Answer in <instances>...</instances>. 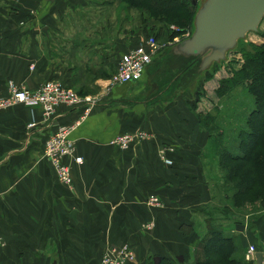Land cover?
Wrapping results in <instances>:
<instances>
[{
    "label": "crops",
    "instance_id": "1",
    "mask_svg": "<svg viewBox=\"0 0 264 264\" xmlns=\"http://www.w3.org/2000/svg\"><path fill=\"white\" fill-rule=\"evenodd\" d=\"M71 1L0 0V98L8 95L10 81L29 89L47 79L67 86L75 81L69 68L49 60L34 41L30 11H25ZM9 6L21 11L13 16ZM141 36L128 42L117 59ZM171 46L156 54L138 81L116 84L105 103L82 118L77 105L61 104L48 122L36 105L0 108V264H101L106 248L122 244L132 248L130 264H145L151 256L181 259L177 264L205 259L192 219L199 222L200 211L211 201L206 181L211 147L190 99L180 85L173 88L178 80L169 63ZM161 75L170 79L160 89ZM77 119L69 136L73 155H80L82 163L64 157L72 176L68 188L42 152L50 133ZM34 121V128L27 129ZM136 130L149 139L124 149L111 143L119 133ZM151 195L157 205L145 203ZM260 216L250 240L264 257Z\"/></svg>",
    "mask_w": 264,
    "mask_h": 264
},
{
    "label": "rangeland",
    "instance_id": "2",
    "mask_svg": "<svg viewBox=\"0 0 264 264\" xmlns=\"http://www.w3.org/2000/svg\"><path fill=\"white\" fill-rule=\"evenodd\" d=\"M124 1L75 0L71 3L65 2L64 5L57 3L52 8L35 6V8L30 7L31 10L25 9V11H30L29 30L34 35V41L39 46L41 45V50L46 53L49 60L62 62L71 70V78L75 81L68 86L63 85L70 88L84 102L91 101L97 106L105 103L103 101L106 100L105 98L108 97L113 87L119 84L114 82L118 52L121 49L124 50L128 42L132 41L134 37L148 34L156 35L164 46V51H166L170 45L173 46L184 38H189L193 32V18L198 5L193 6L188 1L189 21L173 22V18L169 17L170 15H152L149 10L141 7H130L129 1ZM136 1L151 6L149 0ZM169 1L154 0L152 6L157 5V8H164L161 11L175 10L174 6L177 5ZM58 4L60 5L58 6ZM10 7H8V11L13 16L21 11L19 6H12V9H9ZM178 17L181 20V16ZM163 21L167 22L163 23ZM170 34L173 36L172 38H168ZM252 44H264V19L260 23L257 33H248L245 39L238 40L233 51L227 52L228 58L225 61L213 62L206 73L201 71L196 73L184 72L175 77V80L178 81L173 85L174 90L180 85L183 95L188 96L191 104L194 103L193 107L190 106L196 111L201 126L205 128L208 135L207 144L211 147L207 154L206 163V181L209 189H211L209 191L211 201L203 208V211H200L201 215H198L200 222L197 221L196 217L193 218L197 228L196 233L203 244L202 234L205 232L206 226L208 227L209 223L212 222L208 219L215 216L216 222L214 221V223L220 222L226 230V234L234 235L237 238L238 250L234 255L242 260L243 264L255 262V257L246 259V253L248 247L255 244L250 238L259 227L260 215H264V203L247 202L244 205L235 206L230 217L226 219H221V216H218L219 213L212 216L208 214L213 209H215V213L223 205L228 204L230 207L229 204L233 203L232 187L225 183V175L227 174L222 167L220 151L223 149L236 151L237 142L241 137L239 133L245 127L248 113L255 105L246 86L248 81L234 85L230 89L228 87L231 84L230 81L235 78L234 74L245 64L243 51L251 49ZM41 50L39 53L42 54ZM30 67L32 68V64ZM159 71L160 73L164 72L162 69ZM154 73H151L152 81L157 77L152 78ZM158 78L161 80L158 83L160 89L163 88V83L170 79V77L163 75ZM51 81L56 80L52 79ZM159 88L151 89L153 93H156ZM219 91L223 93L219 94ZM8 107L10 106L8 105ZM76 121L79 123L78 119ZM138 131L123 132L118 135L122 136L126 133L135 135ZM149 137L146 134L139 141L149 139ZM114 139L111 140V143H114ZM133 141L138 142L136 139ZM144 199L147 203L149 198ZM204 216L205 219H202ZM151 225L149 222V224L144 225L143 229L149 231ZM179 260L181 259L175 260L176 263H179ZM199 261L192 259L186 264H195Z\"/></svg>",
    "mask_w": 264,
    "mask_h": 264
},
{
    "label": "trees",
    "instance_id": "3",
    "mask_svg": "<svg viewBox=\"0 0 264 264\" xmlns=\"http://www.w3.org/2000/svg\"><path fill=\"white\" fill-rule=\"evenodd\" d=\"M128 1L130 7H141L152 12V15H170L169 17L173 18V22L189 21L190 14H188L189 10L187 9L189 0H170L177 6H174L175 10L168 9V11H161L164 8H157V5L152 6L154 0H149L152 7L143 4L141 1ZM124 2H127V0ZM178 16H181V20H179ZM165 22L167 21H163V23ZM154 37L157 38L156 35ZM170 37L172 38L173 36L170 34L168 38ZM250 48L243 51L245 64L234 74L235 78L230 81L231 84L228 86L230 89L234 85L247 83L248 81L246 86L255 105L248 113L245 127L239 133L241 137L237 142L236 151L233 152L230 149L220 151L222 167L227 174L225 175V183L232 187L233 203L229 204L230 207H228V204L226 206L223 205L224 207L222 206V208L219 207L220 210L215 213V209H213L208 215L212 216L219 213L218 216H221V219L229 218L235 206H241L247 202L253 204L264 203V44H252ZM172 57L174 59L170 58L169 63L173 62L174 76L184 72H198L199 59L196 60L193 56L186 57V55ZM203 72L206 73V70ZM222 93L219 91V94ZM193 104H191L192 107ZM205 216L202 219H205ZM214 217L212 216L208 219L212 220V222L209 223L208 227L206 226L201 238L204 245L205 259L195 264H243L242 260L234 255L238 250L237 238L234 235L226 234V230L220 222L215 224L214 221L216 222V220ZM145 264L177 263L166 256H151Z\"/></svg>",
    "mask_w": 264,
    "mask_h": 264
},
{
    "label": "built area",
    "instance_id": "4",
    "mask_svg": "<svg viewBox=\"0 0 264 264\" xmlns=\"http://www.w3.org/2000/svg\"><path fill=\"white\" fill-rule=\"evenodd\" d=\"M264 19V17H263ZM174 29V28H172ZM164 46L153 35H142L138 45L129 49L128 52L118 56L116 60V72L114 75V82L125 83L129 80L138 81L147 66L152 62L157 53L163 50ZM228 58V57H227ZM226 58V59H227ZM225 59V60H226ZM9 93L6 97L0 98V108H6L14 104H20L29 107L39 106L43 112V121L48 122L52 118L55 109L64 104L65 106L73 107L75 105L82 107V117L87 115L95 106L94 103L84 102L79 99L70 88L65 87L62 82L51 81L47 79L41 83L37 88L29 89L24 85H16L11 82L8 84ZM78 121L74 124L64 125L58 127L54 133H50L46 138L43 146V156H45L53 165L57 180L68 188L71 186L72 176L70 166L66 163L64 157H73L77 163L82 162L80 155L74 156V141L70 138L71 130L76 126ZM35 121L27 124V129L34 128ZM146 136L144 132H137L117 136L113 140L114 143L119 144L121 148H127L133 140H139ZM164 160L169 163L165 157ZM148 202L151 205H157L158 200L155 196H149ZM256 248L254 245L248 247L246 259H253ZM134 254L132 249L122 244V246H109L106 248L100 258L101 264H130L133 262Z\"/></svg>",
    "mask_w": 264,
    "mask_h": 264
},
{
    "label": "water",
    "instance_id": "5",
    "mask_svg": "<svg viewBox=\"0 0 264 264\" xmlns=\"http://www.w3.org/2000/svg\"><path fill=\"white\" fill-rule=\"evenodd\" d=\"M54 3L56 0H47ZM198 5L189 38L171 46L169 55L193 56L199 59L198 71L212 63H221L233 51L238 40L248 33H257L264 17V0H189ZM44 31L46 29L44 28ZM43 31V32H44ZM74 217V213H71ZM255 264H263V252L254 254Z\"/></svg>",
    "mask_w": 264,
    "mask_h": 264
}]
</instances>
